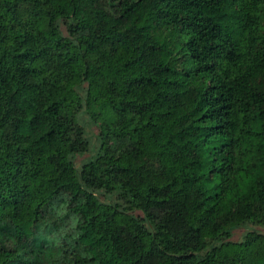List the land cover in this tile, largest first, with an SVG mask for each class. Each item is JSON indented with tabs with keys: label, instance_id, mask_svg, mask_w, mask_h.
Instances as JSON below:
<instances>
[{
	"label": "trees",
	"instance_id": "16d2710c",
	"mask_svg": "<svg viewBox=\"0 0 264 264\" xmlns=\"http://www.w3.org/2000/svg\"><path fill=\"white\" fill-rule=\"evenodd\" d=\"M251 224L264 0H0V264H264Z\"/></svg>",
	"mask_w": 264,
	"mask_h": 264
},
{
	"label": "rangeland",
	"instance_id": "374dc122",
	"mask_svg": "<svg viewBox=\"0 0 264 264\" xmlns=\"http://www.w3.org/2000/svg\"><path fill=\"white\" fill-rule=\"evenodd\" d=\"M87 130H88V134H89V136H90V138H91V141H92V144H93V148L96 146V143H97V139H96V136H97V134H98V130H97V128L96 127H92V126H89V125H87ZM94 153V151H92V152H90V153H86L85 155H83V156H78L77 157V159H76V163H77V165L78 166H80L82 163H83V161L84 160H86L91 154H93ZM249 228H252V229H258V230H260L261 232H263L264 233V228L263 227H260V226H255V225H250L249 226ZM246 231H245V229L244 228H240V229H238L236 232H235V234H234V236H233V240H235V241H239L241 238H242V236H243V234L245 233Z\"/></svg>",
	"mask_w": 264,
	"mask_h": 264
}]
</instances>
